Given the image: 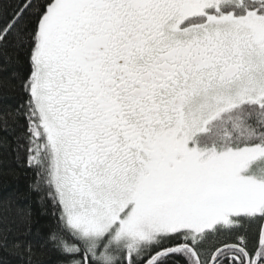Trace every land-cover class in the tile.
Segmentation results:
<instances>
[{"label":"snow or ice","instance_id":"6c2138e0","mask_svg":"<svg viewBox=\"0 0 264 264\" xmlns=\"http://www.w3.org/2000/svg\"><path fill=\"white\" fill-rule=\"evenodd\" d=\"M0 57L25 97L0 109V149L54 221L0 230V250L264 264V0H0Z\"/></svg>","mask_w":264,"mask_h":264},{"label":"trees","instance_id":"16d2710c","mask_svg":"<svg viewBox=\"0 0 264 264\" xmlns=\"http://www.w3.org/2000/svg\"><path fill=\"white\" fill-rule=\"evenodd\" d=\"M4 51L12 59L10 71L15 70L21 76L26 75L29 70L26 56L23 53L17 54L12 48ZM2 62L3 58L0 57V63ZM0 75L7 76L8 73ZM18 84L19 81H13L12 85L5 84L0 88V109L23 103L24 93ZM2 135L5 134L0 133V136ZM7 140L8 145L0 149V202L9 203L10 210L3 215L0 230L7 229L9 239L25 233L29 228L33 238L37 231L46 234L49 226L54 222L50 215L51 209L46 210L42 207L38 194L30 191L29 184L33 180V174L29 168L16 160L10 146L12 137H7ZM46 211L48 214H45ZM55 261V256L51 255L49 264H55ZM0 264H24V262L0 250Z\"/></svg>","mask_w":264,"mask_h":264}]
</instances>
